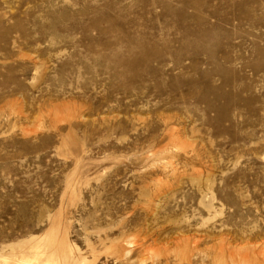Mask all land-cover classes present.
<instances>
[{"label":"rangeland","instance_id":"374dc122","mask_svg":"<svg viewBox=\"0 0 264 264\" xmlns=\"http://www.w3.org/2000/svg\"><path fill=\"white\" fill-rule=\"evenodd\" d=\"M36 249L264 264V0H0V264Z\"/></svg>","mask_w":264,"mask_h":264},{"label":"bare ground","instance_id":"6f19581e","mask_svg":"<svg viewBox=\"0 0 264 264\" xmlns=\"http://www.w3.org/2000/svg\"><path fill=\"white\" fill-rule=\"evenodd\" d=\"M41 257H44V254L42 255L36 249L35 252L33 253V257L30 258V259H23V262H25L26 264H55L56 263L53 260V257H51V256H46V258L44 259V261H40V258Z\"/></svg>","mask_w":264,"mask_h":264}]
</instances>
